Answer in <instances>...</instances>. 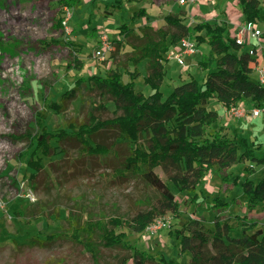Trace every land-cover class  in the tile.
<instances>
[{"label":"trees","instance_id":"1","mask_svg":"<svg viewBox=\"0 0 264 264\" xmlns=\"http://www.w3.org/2000/svg\"><path fill=\"white\" fill-rule=\"evenodd\" d=\"M141 1L111 0L105 4L104 11L110 14L117 9L123 14L126 2ZM80 2L82 0H58L61 8H75ZM237 4L243 23L258 22L260 0H237ZM141 17H147L143 6L131 14L128 21L131 25L128 22L119 25L121 38L110 40L116 47L111 57H115L125 43L129 45L122 64L108 68L103 75L76 77L58 99L44 96V107L34 111V125L25 136L26 165L31 171L29 178H38L44 168L42 158L67 153L64 144L69 143L77 150V160L88 158L109 165L113 179H140L160 197L154 203L148 199L147 209L126 219L97 218L84 208L81 213L67 210L65 228L44 236L35 233L29 239L30 246L47 247L65 239L83 247L95 262L100 247H119L127 252L122 264L128 259L133 264H177L162 253L152 256L139 249L126 239V232H117L115 228L126 224L132 231L141 233L167 212L179 217L178 202L169 182L180 191L195 192L213 167L228 181L230 174L225 171L236 162L264 164V152L258 154L262 145L255 137H229L222 124L211 134L206 133V128L219 118L217 111L207 107L210 99L219 102L225 110L243 101L264 111V84L252 75L254 53L244 48L245 42L237 43L225 22L198 18L191 26L185 23L184 13L179 12L167 13L163 17L165 26L144 23L137 29L132 27ZM62 21L55 20V26L61 29ZM182 37L191 38L197 47L206 44L211 53L201 55L199 67L204 74L200 80L188 73L187 79L164 94L160 87L166 73V54ZM49 42L67 47L73 53V62L66 65V70L82 69L83 63L77 56L81 49L78 43L64 38ZM142 61H145L143 81L152 89L148 95L137 90L134 83L140 75L138 64ZM128 63L133 64L132 70L127 69ZM122 68L128 81L123 80ZM91 92L93 97L86 98V93ZM76 99L80 101V113L69 117V106ZM107 102L113 103L114 110L111 116L103 117ZM47 110L61 113L66 126L50 129ZM82 167L68 165L65 172L73 174ZM157 169L165 174L166 180ZM244 171L246 177L238 182L237 176L233 182L239 184L245 194L247 212H253L258 205L264 206V176L251 179L253 166H245ZM191 200L194 201V196ZM214 201L212 206L221 209L228 204L219 198ZM45 209L41 207V212ZM233 217L241 227V234L237 236L230 234L231 216L221 219L216 215L212 228L198 218L180 220L175 238L179 254H190L187 264H264L263 229L246 214Z\"/></svg>","mask_w":264,"mask_h":264},{"label":"rangeland","instance_id":"2","mask_svg":"<svg viewBox=\"0 0 264 264\" xmlns=\"http://www.w3.org/2000/svg\"><path fill=\"white\" fill-rule=\"evenodd\" d=\"M110 1L87 0L80 2L75 8H61L58 0H0V264H122L127 252L119 247H100L99 258L95 262L83 247L65 239L56 240L47 247L30 246L28 242L37 232L44 236L65 228L67 210L81 213L84 208L97 218L119 216L126 219L147 209L148 199L154 203L160 197L157 191L140 179H113L109 165L93 162L88 158L77 160V150L69 143L64 144L67 153L42 158L44 168L41 174L38 178H29L31 171L26 165L25 136L34 125V111L44 107V96L58 99L65 89L73 85L76 77L103 75L108 68L122 64L125 54L130 50L125 43L115 57H111L116 49L111 43L110 53L106 52L103 57L96 56L101 34H106L110 40L121 38L119 25L128 22L132 12L143 5L126 2L124 15L117 9L108 14L104 11V4ZM147 1L151 13L144 19H136L132 24L135 29L141 25L140 21L153 27L165 26L163 17L167 13L179 12L184 13L185 23L192 26L198 18L189 13L188 8L204 5L203 11L206 13L218 7V13L221 14L220 9L224 3V0L219 4L217 0H195L190 6L182 4L180 0ZM259 8V15L264 22V0H261ZM58 18L67 19L65 25L62 23L61 29L54 24ZM225 24L229 27L226 22ZM193 35L194 33L192 38ZM60 38L70 39L80 45L77 56L83 63L82 69L66 70V65L73 62V53L67 47L49 42ZM250 45L246 41L245 49ZM258 46L264 54V42ZM208 51L206 44L198 45L195 55L185 58L184 66L175 59H166V73L160 90L167 94L175 84L187 79L189 72L200 80L203 75L199 60L202 53L207 52L210 56L211 52ZM257 58L258 55L254 52L255 60L251 67L256 79L260 67ZM210 64L212 66V62ZM127 69L132 70L133 64L128 63ZM138 69L140 75L134 81L135 88L148 95L152 89L143 81L145 61L138 64ZM121 70L123 80L128 81L127 73L123 68ZM92 94L86 93V98L93 97ZM243 103V107L238 106L246 112L254 108L247 102ZM106 106L107 111L102 113L103 117L111 116L114 110L113 103L107 102ZM220 106L214 99H210L207 105L209 109L219 113ZM46 113L50 129L66 126L61 113L51 110ZM79 113L80 101L76 99L71 102L67 116H77ZM255 119L257 122L233 117L225 110L220 113V120L229 123L223 124L229 137L236 134L247 137L255 135L263 145L264 111L260 110V115ZM218 124L219 122L206 128V133L211 134ZM68 165L83 167L73 174H67L65 170ZM245 166L254 168L253 174L249 176L251 179L257 180L264 176V164L246 161L236 162L226 169L225 173L230 174L228 181L223 180L217 167L211 168L195 192L180 191L169 182L168 186L178 202L179 217L167 212L159 217L165 223L164 226L153 233L146 230L134 232L126 224L115 230L126 232V239L139 249L152 256L162 253L167 258L176 260L177 264H187L190 258L187 252L179 254L175 230L179 227L180 220L198 218L212 228L216 215L221 219L231 216L230 234L237 236L241 234V227L233 216L246 214L250 221L255 220L264 231V206L258 205L253 212H247L245 194L240 185L233 182L237 176L238 182L246 177ZM156 171L166 180L160 169ZM193 196L194 201L191 200ZM216 198L222 202L227 201L226 208L213 207ZM44 206L46 209L41 212V207ZM125 264L133 263L128 259Z\"/></svg>","mask_w":264,"mask_h":264},{"label":"built area","instance_id":"3","mask_svg":"<svg viewBox=\"0 0 264 264\" xmlns=\"http://www.w3.org/2000/svg\"><path fill=\"white\" fill-rule=\"evenodd\" d=\"M195 0H180L182 4L185 3H194ZM208 1V0H205ZM67 20V19H66ZM66 20H63L62 23L65 25ZM250 35L252 37L259 38L264 35V29L256 27L253 22L243 23L237 31L234 32V37L237 43L242 44L245 41V35ZM111 50V41L106 36V34H101L100 44L96 49V56L103 57L106 52ZM197 52V46L195 42L189 37H182L176 45H174L166 54V59H175L180 65H185L184 57L186 55H194ZM253 50H251V53ZM254 53V52H253ZM258 80L262 83L264 82V67L258 68ZM259 108H253L250 112L251 115L255 116L260 113ZM230 113L233 117H244L248 112L244 111L237 104L230 106L225 110ZM164 222L160 218H156L147 228L146 231L153 233L155 230L160 229L164 226Z\"/></svg>","mask_w":264,"mask_h":264},{"label":"crops","instance_id":"4","mask_svg":"<svg viewBox=\"0 0 264 264\" xmlns=\"http://www.w3.org/2000/svg\"><path fill=\"white\" fill-rule=\"evenodd\" d=\"M82 1H84V2H86L87 0H82ZM218 1V4L221 2V0L219 1V0H217ZM90 2V1H89ZM224 2V3H223ZM222 3H223V5L221 6L222 8L220 9L221 10V14H219L218 13V7H215V8H213V9H211L209 12H204L203 10H204V5H201V6H199V7H191L190 9L188 8V12L189 13H193L197 18H204V19H208V20H211V21H219V20H222V21H224V22H226L228 25H229V27H228V30H229V32L231 33V34H234V32L235 31H237L238 30V28L243 24V22H242V14H241V10H240V8H239V6H238V4H237V0H224ZM106 3H109V2H105V4ZM221 3V4H222ZM260 3H261V0H260ZM105 4H104V6H105ZM126 4L127 3H125L124 5H125V8H126ZM137 5H140V4H143L142 6L143 7H145L146 8V10H147V17L149 16V14L151 13V7H150V5H149V3H148V1L147 0H142L141 2H138V3H136ZM193 5V3H186V5ZM77 7V6H76ZM141 7V6H140ZM196 10V11H195ZM198 10V11H197ZM219 10V11H220ZM126 11V10H125ZM134 12V11H133ZM132 12V13H133ZM122 15H124V13L122 14ZM131 16V15H130ZM145 17H141L140 19H144ZM138 19V18H137ZM144 23V21H140V24L142 25ZM255 24V23H254ZM256 25V27H258V28H260V29H264V22L262 21V19H261V15H259V20H258V22L255 24ZM246 41L248 42V43H250L251 45L249 46V48L248 49H250V50H253V52H256V55H258V58L256 59L258 62H259V64H260V67H264V54H263V51H262V49H261V47L260 46H258L259 45V43H261V42H264V35H262V36H260L259 38H257V37H252V36H250V35H245V44H246ZM178 43V42H177ZM176 43V44H177ZM175 44V45H176ZM174 46V45H173ZM172 46V47H173ZM171 47V48H172ZM170 48V49H171ZM245 48V47H244ZM195 55V54H194ZM189 56H193V55H186L185 57H184V59L186 58V57H189ZM176 61V60H175ZM177 62V61H176ZM259 67V68H260ZM189 73H192V72H189ZM203 73V71L201 72V75H203L202 74ZM253 73V72H252ZM193 74V73H192ZM257 77H258V72H257ZM262 84H264V82H262ZM176 85V84H175ZM243 101H240L237 105H240V106H242L243 107ZM221 107V111H220V113L221 112H223L225 109L222 107V106H220ZM219 113V112H218ZM220 113H219V118H218V120H217V123L219 122V124H224V125H226V124H229V123H227L226 121H222V120H220ZM258 115H260V113L258 114ZM258 115H255V116H253V115H251V112H248L244 117H242L243 119H246V120H250V121H253V122H257V120L255 119V117L256 116H258ZM226 118H228V117H226ZM223 125V126H224ZM237 135V134H236ZM234 137V136H233ZM253 137H255V138H257L255 135L253 136ZM257 141H259L260 142V140H257ZM264 145V144H263ZM263 145H262V148H263ZM262 148L258 151V152H262Z\"/></svg>","mask_w":264,"mask_h":264}]
</instances>
